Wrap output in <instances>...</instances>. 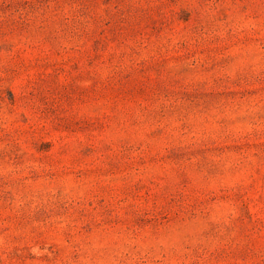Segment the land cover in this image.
I'll return each mask as SVG.
<instances>
[{
	"label": "rangeland",
	"instance_id": "1",
	"mask_svg": "<svg viewBox=\"0 0 264 264\" xmlns=\"http://www.w3.org/2000/svg\"><path fill=\"white\" fill-rule=\"evenodd\" d=\"M0 264H264V0H0Z\"/></svg>",
	"mask_w": 264,
	"mask_h": 264
}]
</instances>
